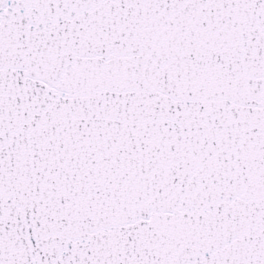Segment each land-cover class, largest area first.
Segmentation results:
<instances>
[{"label": "snow or ice", "instance_id": "6c2138e0", "mask_svg": "<svg viewBox=\"0 0 264 264\" xmlns=\"http://www.w3.org/2000/svg\"><path fill=\"white\" fill-rule=\"evenodd\" d=\"M0 264H264V0H0Z\"/></svg>", "mask_w": 264, "mask_h": 264}]
</instances>
